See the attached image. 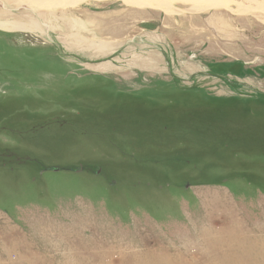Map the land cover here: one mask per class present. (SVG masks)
Masks as SVG:
<instances>
[{
  "label": "rangeland",
  "instance_id": "obj_1",
  "mask_svg": "<svg viewBox=\"0 0 264 264\" xmlns=\"http://www.w3.org/2000/svg\"><path fill=\"white\" fill-rule=\"evenodd\" d=\"M219 1L0 0V264H264V0Z\"/></svg>",
  "mask_w": 264,
  "mask_h": 264
},
{
  "label": "bare ground",
  "instance_id": "obj_2",
  "mask_svg": "<svg viewBox=\"0 0 264 264\" xmlns=\"http://www.w3.org/2000/svg\"><path fill=\"white\" fill-rule=\"evenodd\" d=\"M8 1H17L19 4L27 3L29 8L32 9L33 11L44 10V11L50 12V11L55 10L56 8H62L63 11L64 10L66 11L68 8L77 6L83 2L91 1V0H8ZM123 1L128 5H138L140 7H148V6H151L152 4H155L152 6H154V7L156 6V8H159V9L165 8L166 12H170L171 4H172L171 0H123ZM181 1L186 2V3L199 4V5H196V7H200L201 3H213L214 6L220 4L219 0H181ZM247 1H249V0H247ZM257 5H258L257 8L261 9L263 11V14H264V4L258 3ZM55 19H56V17H55ZM49 22H51V21L49 20ZM78 25L76 27H78ZM45 27L47 29L46 31L51 29L50 24L45 25ZM34 28H38V24L36 21H33V20L29 23L28 22L27 23H24V22H0V30L8 31V32H21V33H30V34L32 33L34 35V32L36 31ZM80 28H79V30L83 29V28H81V29ZM53 30H54V28H53ZM46 34H47V32H46ZM73 34L75 35L76 33H73ZM70 37H72V36H70ZM77 38H78V35H77ZM84 39H85V37H84ZM83 41L81 39H79L76 41L77 42L76 45H69V46H73V47H77V48H85L87 45L85 46ZM93 42H94V40H93ZM104 45L103 44H95V45L92 44L89 47L90 48H96L98 50L97 51V53H98L100 51H105V47H103Z\"/></svg>",
  "mask_w": 264,
  "mask_h": 264
},
{
  "label": "crops",
  "instance_id": "obj_3",
  "mask_svg": "<svg viewBox=\"0 0 264 264\" xmlns=\"http://www.w3.org/2000/svg\"><path fill=\"white\" fill-rule=\"evenodd\" d=\"M104 21H105V19H104ZM103 24H105V22H103Z\"/></svg>",
  "mask_w": 264,
  "mask_h": 264
}]
</instances>
